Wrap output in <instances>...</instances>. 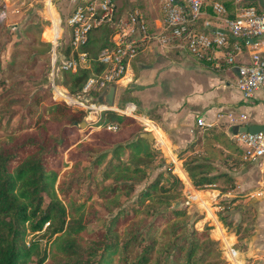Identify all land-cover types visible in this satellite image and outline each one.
<instances>
[{
    "label": "trees",
    "instance_id": "1",
    "mask_svg": "<svg viewBox=\"0 0 264 264\" xmlns=\"http://www.w3.org/2000/svg\"><path fill=\"white\" fill-rule=\"evenodd\" d=\"M143 17L151 29L152 23H148L145 15ZM116 19L114 9L113 20ZM109 27L108 23H103L90 29L86 42L77 51H71L69 36L62 49L58 50L62 54L60 57L64 59L70 55L75 57L76 52L86 54L87 67H78L74 71L60 70L62 79L56 85L65 86L73 98L90 97L91 101L86 102L100 105L97 93H82L81 87L86 78L98 74L102 69L96 56L102 48L111 46L109 37L115 28ZM0 30H5L1 23ZM94 32L98 36H92ZM8 42L10 35L3 45L0 44V53ZM38 44L45 47L43 53H33L31 59L22 65L31 71L38 68L43 70V67L46 69L43 74L40 70L37 73L31 72L29 83L32 84L33 91L9 95L7 86L0 84V110L20 105L19 110L22 112L16 129L0 141V264H199L195 252L202 244L200 242L207 239L210 228L204 226L201 231L193 230L194 236H187L180 231L184 225L178 221L170 223L160 233L161 236L170 237L158 251L163 256L160 255V259L151 257L154 244L146 242L151 225L159 221L166 223L185 215V209L179 208L154 212L157 205L168 202L164 197L162 199L153 193L162 177L161 173L139 192L140 206L133 211L143 217H152L144 231H139L135 224L132 226L133 223H130L116 234V225L123 224L126 220H120L119 216L109 219L103 229H92L88 225L95 221L96 216L93 211L83 216V201L75 202L77 197L73 195L86 178L74 175L79 168V160L89 158V152L98 149L99 152L89 161L90 167L97 169L108 158L100 180L110 176L114 183L103 186L108 188L107 193L97 194L96 189H91L86 197L87 199L96 194L105 200L115 198L118 192L132 191L136 184L134 180L128 181L130 183L115 181L130 180L131 176L143 172V161H152L155 154L159 155L162 150L159 152V149L153 147L152 141L138 136L142 131L135 129L139 126L141 130L137 120L114 110L100 111L99 119L94 125L101 131L88 135L86 130L80 131L78 124L86 111L77 107L73 109L70 103L62 99L51 98L50 84L47 82L48 57L44 64L41 63L44 61L41 57L47 55L48 44ZM2 68L0 62V71ZM78 101L82 102L80 99ZM107 123L115 124L116 130H106ZM204 131L206 136L203 132L184 149L178 150L176 156L182 159V153L201 144L204 150H214L218 156L225 157L226 153L223 152L237 151L242 158L241 147L224 132L212 128ZM119 133H127L130 138L124 143L114 141L113 137ZM84 137L86 141H83ZM213 146L220 149H214ZM125 153L128 157L123 161L122 155ZM67 162L70 163L68 168ZM228 167H231L230 164ZM181 168L196 189L214 185L221 177H224L228 188L232 186V178L226 173L217 172L216 167L205 159H182ZM169 176L170 183L164 188L159 187V191H170L181 184L173 173ZM93 185L95 188L97 184ZM144 202L148 203L143 205ZM216 215L219 222L224 226L228 225L221 214ZM179 233L181 237H177ZM42 239H45V243H41ZM50 239L48 252L59 255L61 261L46 257V242Z\"/></svg>",
    "mask_w": 264,
    "mask_h": 264
},
{
    "label": "rangeland",
    "instance_id": "2",
    "mask_svg": "<svg viewBox=\"0 0 264 264\" xmlns=\"http://www.w3.org/2000/svg\"><path fill=\"white\" fill-rule=\"evenodd\" d=\"M86 1L89 0H0V13L3 14L0 19V23L5 27V30H0V44L3 45L4 41L6 42L7 36L10 35V42H8L6 46L4 45V49L0 53V62L3 67L0 71V84L3 83L5 84V87L7 86L9 89V95H19L33 91L34 88L32 87V84L29 83L31 81L29 77L32 76L31 72L37 73L40 70L43 74V72H46V69L43 67V70L38 68L31 71L27 67L23 68L22 65L31 59L33 53H43L45 47L39 45V42L48 44L47 55L41 57V59H44L41 63L44 64L46 62V57H48L49 69L47 82L49 81L50 84L51 98L63 99L66 103H70L71 108L73 109L76 107L84 109L86 113L82 119L86 122V125L78 128L80 131L86 130V135H88L95 131H101L94 125V123H96L100 116L101 110L99 111L98 109H102L103 106L101 105L100 107H97V104H93L96 109L91 108V104L86 102L88 100L91 101L90 97L80 96V98H74L76 100L80 99L82 101V105L75 102L72 96L68 94L65 86L56 85L61 81L62 74L60 73V70L51 71L50 61L53 57L52 51H55L57 57L62 55L58 52V50H60V48L62 49V45H64L68 36L70 37V30L65 24L66 17L77 5L83 4ZM112 2L117 18H123L127 13L134 9L141 11L145 15L148 23H152L153 18L160 17L161 15L160 9L162 0H112ZM108 24L110 26L109 28H111L115 27L116 22ZM60 32H62L60 37H63H59V40L57 39L54 41V39L59 36ZM92 34V36H98V33L94 32ZM260 38L264 39V36ZM262 48L264 49V46H262ZM179 51L180 50L177 48H160L152 42H149L136 54V59L131 65L132 70L129 74L128 70L126 72V75L128 74V76L118 81L115 85L112 108L115 110L116 108H122L121 112H123L124 115H132L130 117L139 121L141 130L139 126L135 129L139 131L149 130L150 132H153L154 135H158L161 142L156 137L152 142L153 147H155V141L157 140L156 142L162 150V152L159 151V155L161 156L155 154L152 161H143V166L141 167L144 171L138 173V177L137 175H133L130 180L115 181L130 183L128 181L134 180L136 184L134 185L133 190L129 193L118 192L115 195V198L110 197L105 200L99 198L95 194L94 196L91 195L86 199L87 194L91 191V189H96L97 194L107 193L108 188L103 186L114 183L110 176L100 180L101 172L106 167L108 158H105L104 162L100 164L97 169L90 167V159L99 152L98 149H93L89 152V158L79 160V168L74 172V175L76 174L82 176V179L86 176L82 184L79 185L78 189L73 192V195L77 197L75 202L83 201V216L93 211V215L96 216L95 221L88 224L92 229H103L105 224L109 222V219L114 216H119L120 220L124 218H126V220L125 223L116 225V234H119V231L130 223H133L132 226L135 224V227L139 229V231H144L147 224L151 222L152 217H143L141 214L134 213L133 211L140 206L138 204L139 192L145 188L148 182L156 178L158 173H161L162 177L161 179L159 178V181L157 182V189L153 191V193H156L162 197V199L164 197L168 200V202L157 205L154 212L158 213L169 209L179 208L185 209V215L171 219L166 223L159 221L158 223L151 225V231L147 236L146 242L154 244L151 251L152 259H160V255L163 256V253L159 254L158 251H160L163 244L170 239V237L161 236V231L167 229L170 223L173 224L174 221H178L184 225L180 231H183L184 235L187 236H194L195 234L192 231H201L204 226L210 228L209 231H207V239L200 242L202 244L195 252V258L199 260V264H239L235 261V258L237 257L240 259V264H246V261L243 259L242 252L245 251L246 245L253 234L252 232L255 226L256 217L255 207L249 204L244 205L245 201L242 202L243 198H240L239 196L220 197L214 200L209 199L208 189L210 186L224 192L226 189L230 190L233 187L234 182H232V186L228 188V184L225 183L224 177H221L214 185H206L201 189H196L193 185H191L190 181L187 180V177L181 168V161L182 159L189 160L190 158H197L199 161L201 159H205L206 161H209V163L218 164L219 167H216V171L219 173H226L234 181L233 173L243 168L248 162L246 161L247 159L245 161L242 160L243 158H240V154L237 151L231 153L223 152L226 153L225 157H222L221 155L218 156L214 150H204V147L201 144H196L191 149L182 153L180 155L182 159H179L176 156L178 151L173 152L175 156L170 152L167 141L165 140L166 144L157 132L159 130L156 129V131L155 128H151V126L149 127L150 123L145 117L136 116L138 114H143L140 103L145 100H148L149 102L152 101L155 96L162 95L160 92L162 89L165 91L166 88L163 86V88H159V92L152 94H146L143 91L148 84L139 86L140 88L138 89V85L135 84L136 82H134V79L138 76L140 69H143V67L149 68L157 65L153 69L154 71L149 78L150 84L151 82L161 81L162 79L164 82L165 77L168 75L166 67L171 63L162 62L160 53H165L166 56L164 57L168 58L172 63L179 62V66L181 67L186 68V66L189 67L192 64L196 66L200 64L199 61H194L193 58H188L186 53ZM170 75L177 79H183L180 74L170 73ZM54 77L55 80H53ZM167 82L169 83L168 80L166 83ZM181 83L184 84L185 81H181ZM124 106L126 108H124ZM19 109L20 105H14L8 107V109L6 108L5 110H0V141L4 140L9 133L16 129L17 124L22 118V112ZM135 116L140 118H136ZM142 125H144V127H142ZM207 128H212L216 131H222L225 133L224 127L221 124L219 126L212 125ZM135 129H133V131H135ZM204 130H206L204 127H201L200 129L195 128L193 130L194 137L191 142H193L197 137H200L203 132V135L206 136ZM227 131L229 133V129ZM129 138V134L119 133V135L113 137V140H120L124 143ZM84 140L85 137L83 138V141ZM213 148L220 149L215 146H213ZM122 157L124 161L128 157V154L126 155L125 153ZM178 163L179 165H177ZM229 164L231 167H228ZM66 165V168H68L70 163L67 162ZM224 165H226L227 168L224 167ZM170 173H173L177 179L180 180L181 184L175 186L170 191H159V187L164 188L170 183ZM94 183L97 184L95 188L93 185ZM146 203L148 202H144L143 205H146ZM120 211L121 213H119ZM213 212L215 215L216 213L221 214L224 222L228 223L227 226H224L220 222L222 228H217L215 232L211 231L213 226L206 223L207 219H210ZM220 235L224 238H222V240H217L218 238L216 237ZM177 237H181V234H177ZM225 237L228 239L234 238V242L230 245L232 240H226ZM223 239L226 241L223 242ZM50 241L51 239L46 242V257L49 260L61 261L62 259L59 255L48 252V245ZM180 241L181 238L178 240V243H180ZM41 243H45V239H42ZM230 250L234 252L233 256L229 255Z\"/></svg>",
    "mask_w": 264,
    "mask_h": 264
},
{
    "label": "built area",
    "instance_id": "3",
    "mask_svg": "<svg viewBox=\"0 0 264 264\" xmlns=\"http://www.w3.org/2000/svg\"><path fill=\"white\" fill-rule=\"evenodd\" d=\"M262 2L261 7L257 1L245 0H162V15L152 22L151 29L137 9L113 20L112 0H93L77 5L65 19L70 30L71 51H77L86 42L90 29L116 22L109 37L111 46L102 48L96 56L102 69L86 78L81 92H95L99 97L107 85H115L125 78L131 60L144 44L153 42L162 48H177L213 69L232 72L235 88L243 97L256 91L264 95V49L261 48L264 39L260 38L264 36V0ZM2 16L0 13V19ZM52 56L51 71L87 67L84 52H76L75 57L70 55L64 59L52 51ZM91 108L96 109L93 104ZM196 125L211 126L200 118L196 119ZM116 128L113 123L105 125L106 130L115 131ZM231 138L241 147L245 160L264 154V130L237 132ZM229 255L233 256L234 252L230 250Z\"/></svg>",
    "mask_w": 264,
    "mask_h": 264
},
{
    "label": "crops",
    "instance_id": "4",
    "mask_svg": "<svg viewBox=\"0 0 264 264\" xmlns=\"http://www.w3.org/2000/svg\"><path fill=\"white\" fill-rule=\"evenodd\" d=\"M160 17L153 18L152 22ZM160 54L162 62L171 63L166 67L168 75L165 77V81L163 82L162 79L149 84V78L154 71L153 69L157 66L154 65L153 67L140 69L134 82L138 85V89L139 86L148 84L143 89L146 94L159 92V88L166 87L165 91L160 90L162 95L155 96L150 102L145 100L140 103L143 114L138 115L149 121V127L159 130L156 131L164 141H167L168 144L166 141L165 143L169 146L172 154L174 151L184 149L193 140V130L201 128L196 125V119L198 118L204 123H210L211 126L221 124L228 136H231L230 127L232 125L248 127L256 124L264 129V95L261 92L256 91L249 97H243L235 88V77L232 72L222 68L219 70L213 69L203 62H200L197 66L192 64L185 68L179 66V62L172 63L164 57L166 56L165 53ZM188 58L191 57L188 56ZM135 59L136 56L130 62L128 74L132 70L131 65ZM170 73L180 74L183 79L172 77ZM167 80L169 83H166ZM181 81H185V83L182 84ZM125 106L124 108H126ZM114 111H121V109L116 108ZM155 137L161 142L158 135H155ZM156 141L154 146L161 151ZM246 161L248 162L243 168L233 173L234 184L230 190L221 192L210 186L208 198L214 200L220 197L239 196L243 198L242 202L245 201L244 205L249 204L255 207L256 217L253 234L242 254L246 264H264V154L256 159H247ZM213 165L219 167L218 164L213 163ZM206 223L213 226L211 231L214 232L217 228H222L214 212ZM216 238L222 240L224 237L220 235ZM225 239L232 240L230 245L234 242V238L228 239L225 237ZM225 239H223V242L226 241ZM235 261L240 264L238 257L235 258Z\"/></svg>",
    "mask_w": 264,
    "mask_h": 264
},
{
    "label": "water",
    "instance_id": "5",
    "mask_svg": "<svg viewBox=\"0 0 264 264\" xmlns=\"http://www.w3.org/2000/svg\"><path fill=\"white\" fill-rule=\"evenodd\" d=\"M245 1L246 2L257 1L261 7L263 6L262 0H245ZM114 92H115V85L109 84L103 90V92L99 95L98 101H99L100 105L103 106V108L101 110H114L112 108ZM84 125H86V122L84 120H82L79 122L78 127H82ZM230 128H231V130H230L231 135L236 134L237 132L255 133V132L264 130L262 126L256 125V124L250 125L248 127H239L237 125H232ZM138 136L143 138V139H147L148 141H153V136H152L151 132H149V131H142L138 134Z\"/></svg>",
    "mask_w": 264,
    "mask_h": 264
},
{
    "label": "bare ground",
    "instance_id": "6",
    "mask_svg": "<svg viewBox=\"0 0 264 264\" xmlns=\"http://www.w3.org/2000/svg\"><path fill=\"white\" fill-rule=\"evenodd\" d=\"M67 99V98H66ZM69 100V99H68ZM76 102V101H75ZM152 136H153V139H155V135L153 134V132H151Z\"/></svg>",
    "mask_w": 264,
    "mask_h": 264
}]
</instances>
